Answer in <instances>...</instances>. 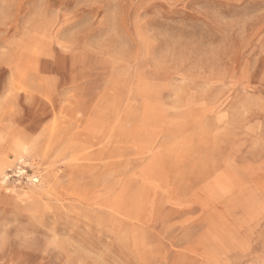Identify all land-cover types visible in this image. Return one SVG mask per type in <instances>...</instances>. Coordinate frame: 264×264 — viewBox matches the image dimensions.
I'll return each mask as SVG.
<instances>
[{
  "label": "rangeland",
  "instance_id": "1",
  "mask_svg": "<svg viewBox=\"0 0 264 264\" xmlns=\"http://www.w3.org/2000/svg\"><path fill=\"white\" fill-rule=\"evenodd\" d=\"M0 264H264V0H0Z\"/></svg>",
  "mask_w": 264,
  "mask_h": 264
},
{
  "label": "bare ground",
  "instance_id": "2",
  "mask_svg": "<svg viewBox=\"0 0 264 264\" xmlns=\"http://www.w3.org/2000/svg\"><path fill=\"white\" fill-rule=\"evenodd\" d=\"M16 155L18 157V160L22 161L24 159V156L26 155V150L24 148H19L18 151L16 152ZM37 180L38 178L34 179V181H37Z\"/></svg>",
  "mask_w": 264,
  "mask_h": 264
}]
</instances>
